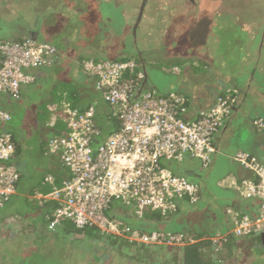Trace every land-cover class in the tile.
I'll return each mask as SVG.
<instances>
[{
	"label": "trees",
	"instance_id": "16d2710c",
	"mask_svg": "<svg viewBox=\"0 0 264 264\" xmlns=\"http://www.w3.org/2000/svg\"><path fill=\"white\" fill-rule=\"evenodd\" d=\"M21 1L0 0V3L7 12L12 14L14 11L13 14L15 16H18L16 11V8H18L19 16L21 10L27 11L29 9L28 17L30 15L36 17L38 7L43 6L42 3L45 0H29L28 3L27 1ZM55 1L60 4L67 1L70 2L71 0ZM141 1V11L136 20L134 17L131 19L129 15V19L126 18L120 9L116 13L113 10L111 12H107L106 10L102 12V21H104L108 29L100 34L93 29L96 28L97 15L91 14L92 12L90 13V11H87L86 18L83 19L82 14L78 15L76 13L74 15L75 11L69 14L70 9L65 7L66 13L63 15L64 19H59L63 24H61L59 29H56L60 24L51 22L46 17V14L49 15L48 13L54 11L51 8V4L47 2L44 9L46 11L41 13L42 16L36 18L39 21L38 26H40L41 32L42 26H44L47 34L43 38L45 40L38 41L54 45L57 52L55 57L46 66L35 72L34 82L22 89L18 99L4 95L0 96V98L3 96L6 98L4 103L0 100V105L10 115V119L7 122L0 123V137L5 134L10 135L15 146V153L10 164L13 165L21 176L16 185V193L0 208V242L4 241L7 244L16 242L17 248L23 247L25 253L31 255L38 253V243L43 239H47L46 233H49L53 235L48 239H54L55 235H57L58 239L67 243L73 241L76 242V245L79 243L81 246L80 248L78 247V250L73 247L74 251L78 254L82 252V248L93 249V251H87V254L89 253L87 256L88 260L82 258L80 260L79 257L78 261L76 260L75 262L76 264H97V262L99 264H260V260L254 261L256 258L260 259L264 256L263 232L242 236L231 233L235 221L241 220L244 217H256L259 208V201L256 199L243 198L242 200L240 198L237 202L230 194L228 195L216 188L215 190L217 191L213 190L214 186L204 188L205 184L192 181L198 187V200L194 203H191L190 200L177 201L175 209L166 213L148 210L139 216L134 206L124 204H121L123 208L119 212H112L117 205L115 203L109 211V216L120 223L122 230L124 229L122 234L115 235L101 233L95 228H78L69 221L64 222L55 230L49 229V220L56 207V203L39 200L38 197L50 193L54 187H59L64 181L70 179L71 176L62 162L60 154H53L58 160L55 167L48 168V172L44 174L42 180H38L27 187L29 182L26 181V178L28 177L21 170L19 158L22 157L23 153L22 142L23 138H25L24 132H28V125H32L33 127L34 119H27L24 130L22 127L19 129V132H15L13 120L16 115L13 109L10 110L8 108L13 106V102L21 103L24 100H29L34 108L32 112H29V115H33V112H38L40 103H46L49 111L57 115L54 123H51L50 126L45 125L42 128L44 132L42 142H46V153L49 156L52 155L49 152L50 141L55 137L67 134L68 122L72 114L79 116L91 107L96 109L94 124L97 134L95 135L96 137L94 136L93 143L95 148L105 143L121 128L118 109L106 101L103 93L96 88V77L85 70V63H127L134 61L138 64V71L142 73V78L138 79L136 72H134L135 74L131 72L126 73L123 78L124 81L134 82L133 100L135 102L142 101L147 95L169 100L172 95H175L182 99L179 103L173 102L177 115L189 122L199 120L204 113L211 111L220 100L227 102L230 104V112L222 122L216 136L223 128L231 126L234 123L233 120L236 118L235 115L239 111L243 97L249 95H246L243 89L245 80L250 79L249 82L254 87L260 85L262 89L264 88V65L261 58L256 57V55L262 54L264 47V0H242L245 4L248 3L247 10L245 11L246 17L249 18L248 22L235 26L232 21H228L219 24L221 28L218 31H213V28L208 29L207 33H209V37L206 43L201 46H197L199 43L195 39L190 38L188 40L189 31L185 29H180L177 32L178 34L176 33V37L178 38L176 42L169 43L168 38H165L167 29L165 33L159 34L163 30V24L168 22V18L167 14L159 11L161 8L157 7L158 0ZM165 1L170 2L171 0ZM183 1H186L193 8L200 7L205 3L203 0ZM214 1L217 5H220L222 2L221 0ZM121 3L124 5L121 7L122 9L125 7V1ZM128 7L130 9L133 8L132 4L128 5ZM105 14H108L107 16L111 18L107 19ZM28 17L26 20L29 19ZM71 18L75 22L73 25H77V29L79 28L78 30L70 31L72 26ZM147 19L151 20L148 21ZM47 20L49 21L48 23H46ZM85 20L92 27L88 26V23L84 22ZM127 20H130V23ZM254 21L258 24L257 36L255 37L253 34H250V38H248L247 33L253 31L248 29V27H251ZM145 22H148L147 26H145ZM2 24L3 21L1 20L0 31L3 26ZM225 24L230 26V31H227ZM151 26H153V35L149 39L150 53L148 55L146 53L142 54L139 38L146 30L144 27L148 28ZM126 29L130 30V34L124 33ZM116 32L118 33L119 42L123 43L117 50L112 48L111 37L106 39L108 35L112 36ZM104 33H106V36ZM219 33L220 37L224 39V42L221 44L222 55L214 53V47L216 44L219 45L222 40L219 38L220 42L217 41ZM1 34L2 32H0V42H22L31 39L16 35H13L15 37H3L5 35ZM55 36H59V38L56 40ZM89 37L93 38L89 41ZM185 39L187 40L186 43L184 42ZM182 40L184 43H181ZM103 43H106L108 49L103 47ZM239 43H251L248 45L251 50L242 58L238 53V49L240 50ZM81 45H85L87 49ZM94 47L100 48V50L96 53L89 51ZM216 57L221 59L219 60L220 63L224 64V69H220V71L218 69V72L221 73H218L221 80L225 82L224 89L219 92L213 102L214 105L194 109L196 98L193 97L189 90L190 82L184 80L183 77L187 74L193 77L200 74L207 76L206 74L209 70L215 69V65H217L216 61L218 60ZM234 59L241 62V73L232 67V63H235ZM55 71H60V73L67 72L71 76L63 77L64 79L61 80L53 79L52 77H55L54 74H56ZM38 72H41L44 76L38 75ZM51 79L53 81L50 82ZM78 80L81 83H76ZM59 81L63 83L60 82L61 85L57 86V82ZM65 82L76 83L74 85L76 87L69 91L58 92V99L56 100L53 97V89L61 88L62 85H70ZM42 84L46 85L42 86L45 87L46 91L44 98L33 99L32 93H37L41 89ZM261 119L264 120V115L257 117L253 123L255 127L264 132V130L255 124L256 121ZM218 151L220 152L217 147V153L215 154H220ZM240 152L248 154L250 157L264 163V157L260 159V156L249 152ZM215 154L207 162H201V171L213 167ZM184 159L182 161L165 160L161 165L175 175L189 180L187 176L174 170L176 163L183 162ZM230 177L234 179H229L228 181L227 179ZM246 180L251 179H238L229 176L220 180V184L224 188L233 189L234 192L241 195L235 186H232V181L243 183ZM223 181L225 183L228 181L226 184L231 186L225 185ZM217 182L213 185L217 184ZM216 192H223L224 194ZM212 195H217L220 198H213ZM244 199L249 201L247 211L244 210V207H241L244 204ZM34 215L39 217V221L33 224L32 218ZM225 218L232 224V229L229 228V224ZM185 222L187 225L184 227ZM178 223L183 225V227L179 228ZM190 226L194 227L193 230L187 231ZM134 233L149 236L154 233L165 236H181L185 243L183 245L145 244L133 240L132 236Z\"/></svg>",
	"mask_w": 264,
	"mask_h": 264
},
{
	"label": "built area",
	"instance_id": "2783aa9c",
	"mask_svg": "<svg viewBox=\"0 0 264 264\" xmlns=\"http://www.w3.org/2000/svg\"><path fill=\"white\" fill-rule=\"evenodd\" d=\"M56 52L54 45L32 39L0 42V95L18 99L22 89L34 82L35 71L46 66ZM137 65L134 61L85 63V70L96 77V88L118 109L121 128L95 148L96 109L91 107L82 115L72 114L67 134L50 141L49 152L61 155L71 176L50 193L38 197L56 203L49 220L50 230L69 221L78 228H95L101 233L120 235L124 229L109 216L117 202L134 206L141 216L148 210L172 211L177 201L194 203L198 200V187L194 183L161 164L165 160L182 161L186 157L207 162L217 153L215 136L230 112V104L220 100L199 120L189 122L177 115L173 102L179 103L182 99L175 95L169 100L147 95L135 102L132 98L134 82L123 78L129 72H136L137 78H142ZM9 119V113L0 105V123ZM255 124L264 130L263 119ZM14 153L10 135L0 137V208L16 193L21 177L10 164ZM234 160L254 173L256 181H232V186L243 197L258 199L260 203L256 217L235 221L231 233L237 236L262 233L264 163L242 152L236 154ZM132 239L145 244L185 243L181 236L156 233L151 236L134 233Z\"/></svg>",
	"mask_w": 264,
	"mask_h": 264
},
{
	"label": "crops",
	"instance_id": "0c3cea01",
	"mask_svg": "<svg viewBox=\"0 0 264 264\" xmlns=\"http://www.w3.org/2000/svg\"><path fill=\"white\" fill-rule=\"evenodd\" d=\"M13 1L15 2V0ZM122 1H125V7L121 9V7L124 6L121 3ZM47 2L51 4V8L54 9V11H51L52 13H48L49 15L46 14V17H48L49 21L57 22L58 24H60V26H58V28L56 29H59L61 27V24H63L61 23L60 20L64 19L63 15L66 13L65 7H67L70 9L69 14H71L72 11H75L74 15H76V13L78 15L82 14L83 19L86 18L85 15L87 11H90V13L92 12L91 14L97 15V24L95 25L96 28H93V29L95 31H98L99 34L108 29L105 26L104 21H102V17H101L102 12H104L105 10L107 12H111V10H113L116 13V11L120 9L126 18L129 19L128 17L129 15L131 19L132 17H134L136 20V18L139 16V13L141 11V3H142L141 0H71L70 2L67 1L66 3L58 4L55 0H45L42 3L43 6L38 7L37 9L38 13L36 17L30 15L28 17L29 18L28 20L21 19L20 21L13 23V24H9V25L2 24L3 25L2 27L9 29L8 30L9 33L6 35H10V36L16 35L18 37L19 36L29 37L37 42H39L38 40H45L43 38H45L47 34L44 29V26H42V32H41V29L39 28L40 26H38L39 21L36 20V18L38 16H42L41 13L46 11L44 9H45V5L47 4ZM213 3L214 4L204 3L200 7L194 8V9H198V11L200 12L202 10H205L207 15L209 16L208 18L202 17L200 19H197L198 17H196L194 19L184 20L182 22L171 21L170 24L172 26L176 24H178V26L176 25V27L172 29L167 28V33L169 32L170 34H173L172 35L173 37L170 38L166 33L165 38H168V42L169 43L176 42L178 40V38L176 37L178 34L177 32H179L180 29L182 30L185 29L189 31L188 40L190 38L195 39L196 42L198 41L199 43L197 46H201L206 43L209 37V33H207L208 29L213 28L214 29L213 31H218L221 28L219 24L223 22H228V21H232L235 26H238V24H246L248 22L249 20L248 17H247V20L244 21V19L240 18L241 16L239 15L230 14V13L229 15L226 12H222L223 9L221 8L222 6H220L221 4L217 5L215 1ZM130 4H132V7H133L132 9L128 7V5ZM186 5L189 6L188 4ZM112 8H115V9H112ZM190 8H193V7H190ZM63 9H65V11H63ZM13 13L11 14L7 12L6 9L0 3V20L4 21V20H7V18L15 16V14ZM196 14H198L199 16L201 15L200 13H195V15ZM107 15L108 14H105V17L107 19H110L111 17ZM32 19L34 20L32 21ZM48 20L46 23L49 22ZM147 20L149 21L151 19H147ZM127 22L130 23V20H127ZM168 22H169V19H168ZM144 24L145 26H147L148 22H145ZM257 26L258 24H256L254 21L253 25H251V27H248V29L253 30L252 32L247 33L248 38H250V34H253L255 37L257 36L256 34ZM144 28L148 30L149 36L146 38L140 37L139 38L140 41L139 40L138 41L140 45V50L142 49L141 53L142 54L146 53L148 55L150 53L149 39L152 38V35H153L152 33L153 26L148 27V28L144 27ZM124 33L130 34V30L128 31L126 29L124 30ZM105 34L106 33H104V35ZM110 37L111 36L108 35L106 39H109ZM58 38L59 36H55L56 40ZM219 38L222 39V37H220V33H219L218 39ZM218 39L217 41L220 42V39L219 40ZM186 41L187 40L185 39L184 42L186 43ZM184 42L183 40L181 41V43H184ZM223 42H224V39L221 40L219 45L216 44V46L214 47V53L216 54L220 53L221 55L223 54V51L221 49L222 48L221 44ZM250 44L241 43L239 45L240 50L238 49V53L241 58L244 57L251 50V48L248 46ZM81 46H84V48L87 49L85 45H81ZM103 47L107 48L106 43H103ZM99 50L100 48L94 47L90 49L89 51H92V53H96ZM256 57L261 58L262 63L264 65V47L262 49V54L260 53L259 55H256ZM216 59L218 61H216L217 65H215V69L214 68L210 69L207 74L205 73L207 76L200 74V75L193 77V76H190V74H187L186 76L183 77L184 80L190 82L189 90L192 93L193 97L196 98L195 100L196 105L194 109L206 108L210 105L211 106L214 105L213 104L214 100L218 96L219 92L224 89L225 82L221 80L220 75L218 74L220 73L218 72V69L219 71L220 69L221 70L224 69V64L219 62V60L221 59H219L218 57H216ZM234 60H235L234 61L235 63H232V67L236 68L237 72H240L241 62L239 60L236 61V59ZM233 64H235V66H233ZM38 75L44 76L42 75L41 72H38ZM249 81L250 79L245 80V86L243 88L246 95L247 94L249 95L247 97H243L242 103L239 107V111L235 115L236 118L233 120L234 123L231 126L223 128L221 132L216 136V145L218 149L220 150V152L218 151L220 154H215L213 167H211L208 170L201 171L202 170L201 161L198 158H194V157H186L183 162L176 163V165L174 166L175 171L177 172L179 171L183 175L187 176L191 182L193 181V182H199V183L205 184L204 188L205 187L207 188V186L209 187L214 186L213 190H215V188L220 189V191H224L228 195L230 194L234 198V200H237V202L239 201L240 198L243 200V198H246V197H243L239 195L238 193L234 192L233 189L224 188L223 186H221L220 180L227 178L229 176H233L238 179H251V180L256 181V178H255L256 176L254 175V173L245 170L237 161H235L234 156L238 154V152L244 151V152H249L253 155L260 156V159H263L264 157V132L259 130L257 127H255L253 123V121L257 117H259L260 115H264V88L262 89L260 85L254 87L253 84H251ZM229 179H234V178L230 177L227 180L229 181ZM228 181H226V183ZM216 182L217 184L213 185ZM216 193L224 194L223 192H216ZM212 196L213 198H220L217 195H212ZM243 202L244 204H242L241 207H244V210L247 211V207H248L247 205H249L248 204L249 201H247V199H244ZM238 207L240 208V206ZM122 208L123 207L121 205L117 204L114 207L112 212H119V210H121ZM226 219L227 218H225V220ZM227 222H228V219H227ZM228 224H229V228L231 227L233 228L232 224H230L229 222ZM177 225H179V228L183 227V225H181L180 223H178ZM186 225L187 223L185 222L184 227ZM193 228L194 227L190 226L188 228L189 230L187 231L193 230Z\"/></svg>",
	"mask_w": 264,
	"mask_h": 264
},
{
	"label": "rangeland",
	"instance_id": "374dc122",
	"mask_svg": "<svg viewBox=\"0 0 264 264\" xmlns=\"http://www.w3.org/2000/svg\"><path fill=\"white\" fill-rule=\"evenodd\" d=\"M29 0H22L21 2ZM205 3L209 4H214V0H203ZM222 3L220 6L223 9L222 12L230 13V14H235L241 16L240 18L244 19V21L247 20L246 13L245 11L247 10V4H245L244 1L242 0H221ZM158 8H161L159 11H163V13L167 14V18L169 19V22L163 24V30L160 31L159 33H165L166 29H172L175 28L176 25L172 26L170 24L171 21H176V22H182L184 20H189V19H194L198 17L197 19H200L202 17H209L206 13L205 10H202L201 12L198 11V9L190 8L187 6L186 2L183 0H171L170 2H167L165 0H158ZM168 4V5H167ZM170 4V5H169ZM17 6V4H16ZM220 10V9H219ZM195 13H200L201 15L199 16L198 14L195 15ZM248 13V12H247ZM17 14L18 16H13L10 18H7V20L3 21V24L9 25L16 23L20 21V19L24 20L28 17L29 15V9L26 10H21L20 16H19V11L17 9ZM229 14V15H230ZM72 26L70 28V31H75L77 29V25L74 26L73 23L74 20L71 18ZM85 23H88V26L92 27V25L85 20ZM1 23V20H0ZM171 25V26H170ZM227 26V31H230V26L228 24H225ZM183 28V27H181ZM79 29V28H78ZM77 29V30H78ZM9 29H6L5 27H2L1 31L2 34H4V37H8L10 35H6L9 33ZM146 31V32H145ZM143 34H141L140 37L146 38L149 36L148 30H145ZM1 34V35H2ZM118 33H114L111 36V41H112V48L117 50L120 48L123 43L119 42L118 38ZM167 35L172 38L173 34H170L169 32ZM93 37H89V41ZM132 59V58H131ZM56 74H54L55 77H52L53 79L61 80L66 77L71 76L70 73L67 72H62L60 71H55ZM64 77V78H63ZM53 79L50 80L53 81ZM56 80V81H57ZM60 82H57V86H60ZM63 83V82H62ZM67 83V82H65ZM76 83H81L80 80ZM76 83L70 82L67 84H70L69 86L62 85L61 88H54L53 89V97L57 100V93L58 92H63V91H69L70 89H75L76 86H74ZM46 85H41V89L36 93H32L33 99H42L44 98L46 91L45 87ZM39 87V86H38ZM1 102H5L6 98L3 96L0 98ZM55 100V101H56ZM25 101V100H24ZM22 101L21 103H12V107H8L10 110L13 109L15 113V118L13 120V126H14V131L19 132V129L25 127V121L29 118L34 119L33 127L27 126L28 132L25 131V138H23L22 142V157L19 158L20 160V165H21V170L23 173L27 174L26 181L29 182L28 186H31L32 184L36 183L38 180H42L44 174L48 172V168L55 167L56 163H58L57 157L52 155H48L46 153V142H42V138L44 136V132L42 130L43 126L49 125L51 123H54V121L57 118V115L49 111L47 108L46 103H40L39 105V110L37 113L33 112V115H29V112H32L33 104L29 102V100H26L25 102ZM53 104V103H52ZM57 161V162H56ZM50 164V165H49ZM49 166V167H48ZM116 204L121 205V202H117ZM33 224L38 223L39 217L37 215H34L32 218ZM51 235L46 233L47 239H43L38 243V253L27 255L24 251V248H17L16 247V242H10V244H7L6 242L2 241L0 242V264H76V260L78 261L79 257L80 260L82 259H87L88 260V254L87 251H90L93 249L91 248H82V252L78 254L77 252L74 251V248L78 250V247L80 248V244L73 241L71 243H67L65 241H62L57 238V235H55V238L48 239ZM44 238H45V233H44ZM23 240V239H21ZM19 241V239H18ZM17 241V242H18ZM21 242V241H20ZM19 242V244H20ZM74 247V248H73ZM73 248V249H72ZM86 253V254H85ZM260 260V264H264V256L262 258H256L254 262ZM97 264H99L97 262ZM236 264H244V263H236Z\"/></svg>",
	"mask_w": 264,
	"mask_h": 264
},
{
	"label": "water",
	"instance_id": "95a60500",
	"mask_svg": "<svg viewBox=\"0 0 264 264\" xmlns=\"http://www.w3.org/2000/svg\"><path fill=\"white\" fill-rule=\"evenodd\" d=\"M191 1H193V0H191ZM262 237H263V239H264V232L262 233Z\"/></svg>",
	"mask_w": 264,
	"mask_h": 264
},
{
	"label": "clouds",
	"instance_id": "9594fccd",
	"mask_svg": "<svg viewBox=\"0 0 264 264\" xmlns=\"http://www.w3.org/2000/svg\"><path fill=\"white\" fill-rule=\"evenodd\" d=\"M235 157V156H234Z\"/></svg>",
	"mask_w": 264,
	"mask_h": 264
}]
</instances>
